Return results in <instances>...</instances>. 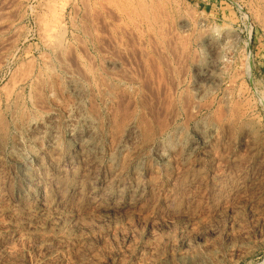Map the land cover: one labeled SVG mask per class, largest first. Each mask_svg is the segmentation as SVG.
<instances>
[{"label": "rangeland", "instance_id": "1", "mask_svg": "<svg viewBox=\"0 0 264 264\" xmlns=\"http://www.w3.org/2000/svg\"><path fill=\"white\" fill-rule=\"evenodd\" d=\"M0 29V264H264V0H0Z\"/></svg>", "mask_w": 264, "mask_h": 264}, {"label": "bare ground", "instance_id": "2", "mask_svg": "<svg viewBox=\"0 0 264 264\" xmlns=\"http://www.w3.org/2000/svg\"><path fill=\"white\" fill-rule=\"evenodd\" d=\"M110 1H111V0H110ZM116 1H118V0H116ZM120 1H121V0H120ZM139 1H140V0H139ZM52 2H53V1H52ZM52 2H51V3H52ZM128 2L131 3L132 1H131V2L128 1ZM116 3H117V2H116ZM119 3H120V2H119ZM140 4H141V2H140ZM146 4H148V3H145V4L143 3L142 6H143V5L145 6ZM131 5H132V3H131ZM59 6H60V5H59ZM61 6H62V5H61ZM61 6H60V9H61ZM50 7H51V6H50ZM55 7H56V6H55ZM55 7H51V8H55ZM121 7H122V6H121ZM124 7H125V6L123 5V8H124ZM48 8H49V7H48ZM55 9H56V8H55ZM125 9H129V8L125 7L124 10H125ZM130 9H131V8H130ZM132 9H133V8H132ZM134 9H135V8H134ZM134 9H133V10H134ZM147 9H149V8H147ZM49 10H50V8H49ZM61 10H62V9H61ZM61 10H60V11H61ZM50 11H52V9H51ZM53 11H54V9H53ZM56 11H57V10H56ZM60 11H59V12H60ZM62 11H63V10H62ZM135 11H136L137 13H139L137 10H135ZM142 11H143V10H142ZM54 13H55V12H54ZM54 13H53V14H54ZM147 13H148V11H147ZM147 13H146V14H147ZM152 13H153V12H152ZM56 14H57V13H56ZM58 14H59V13H58ZM150 14H151V13H150ZM147 15H149V14H147ZM153 16H154V15H153ZM153 16H152V19H153ZM10 17H11V16H10ZM61 17H62V15L59 17V18H60V21H61ZM41 18H43V17H41ZM53 18H54V17H53ZM154 18H155V17H154ZM49 20H50V19H49ZM54 20H56V16H55ZM57 20H58V22H59V19H58V18H57ZM42 21H44V20L42 19ZM50 21L52 22L53 19L50 20ZM152 21H153V20H152ZM154 21L156 22V20H154ZM48 22H49V21H48ZM48 22H47V23H48ZM51 22H49L48 24H49L50 27L52 28V26L54 27V22H52L53 25L51 24ZM148 22L150 23L151 21H148ZM47 23H46V27L48 28L49 26L47 25ZM11 24H13V23H11ZM43 24H44V23H43ZM153 24H154V23H153ZM55 25H56V23H55ZM59 25H60V24H58V27H59ZM61 25H62V24H61ZM9 26H10V25H9ZM58 27H57V28H54V29L57 30ZM2 28H3V27H2ZM8 28H9V27H8ZM14 28H15V27H14ZM62 28H63V26H62ZM54 29H53V30H54ZM59 29H60V28H59ZM0 30H1V29H0ZM40 30H41V29H40ZM43 30H45V29H43ZM43 30H42V31H43ZM48 30H50V31H49V34H51V35H53V36H54V34H56V33H54V32H56V31L53 32V30L50 29V28H48ZM51 30H52V32H51ZM45 31H46V30H45ZM59 31L61 32V30H59ZM59 31L57 30V32H59ZM50 32H51V33H50ZM1 33H2V32H1ZM61 33H63V31H62ZM16 35H17V34H15L14 36H16ZM56 35H57V34H56ZM46 36H47V35H46ZM54 37H55V36H54ZM59 37H60V36H59ZM12 38H13V37H12ZM7 39H8V38H7ZM60 39H61V43H62L63 38L61 37ZM60 39H59V40H60ZM54 40H55V42H56L57 39L55 38ZM59 40H58V41H59ZM15 41H16V40H15ZM5 42H6V41H5ZM13 42H14V41H13ZM51 42H52V41H51ZM6 44H7V43H6ZM56 45H57V44H56ZM63 45H64V43H63ZM2 46H3V45H2ZM61 46H62V45H61ZM57 47H59V45H57ZM60 48H61V47H59V49H60ZM62 48H63V47H62ZM65 49H66V48H65ZM61 50H62V49H61ZM63 50H64V49H63ZM56 52H57V51H56ZM58 52H60V51L58 50ZM57 55H58V54H57ZM60 56H61V54H60ZM153 58H154V57H153ZM158 58H160V57H158ZM152 60H153V59H152ZM155 60H156V59H155ZM53 65H54V64H53ZM82 66H83V64H82ZM90 71H93V70H91V68H90ZM91 73H92V72H91ZM86 74H87V72H86ZM52 75H53V74H52ZM42 78H43V77H42ZM20 79H21V78H20ZM23 80H24V79H23ZM43 82H44V81H43ZM18 94H19V93H18Z\"/></svg>", "mask_w": 264, "mask_h": 264}]
</instances>
